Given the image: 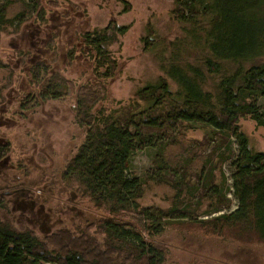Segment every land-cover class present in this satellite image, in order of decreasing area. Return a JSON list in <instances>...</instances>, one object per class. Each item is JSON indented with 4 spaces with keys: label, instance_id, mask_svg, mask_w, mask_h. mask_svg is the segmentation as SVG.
<instances>
[{
    "label": "trees",
    "instance_id": "obj_1",
    "mask_svg": "<svg viewBox=\"0 0 264 264\" xmlns=\"http://www.w3.org/2000/svg\"><path fill=\"white\" fill-rule=\"evenodd\" d=\"M122 1L129 11V1ZM43 3L0 0V39L2 32L11 27L18 31L33 15L34 21L46 24ZM16 5L20 10L10 15ZM173 15L193 26L191 40L174 42L169 56L161 52L165 75L139 87L137 104L122 112L98 105L107 100V80L118 69L112 46L128 26L110 21L84 33L98 79L79 87L76 117L86 134L63 178L105 214L91 224L93 232L77 225L45 237L0 219V264H166L168 257L154 239L183 224L197 225L207 234L233 233L264 243V150L252 147L241 123L250 118L264 127V0H174ZM144 42L146 49L157 44L151 36ZM186 42L203 48L193 60L184 57ZM50 48L57 49L53 42ZM74 53L71 49L69 56ZM0 68H9L1 55ZM30 75L35 87L30 100L37 104L62 99L75 89L42 60L32 65ZM194 124L204 129L203 140L183 147V161L171 160L169 150L180 141L170 131ZM147 147L156 148L154 166L139 175L129 163ZM9 149V143L1 145L0 154ZM229 160L235 207L224 170ZM151 183L171 188L169 207L142 203Z\"/></svg>",
    "mask_w": 264,
    "mask_h": 264
},
{
    "label": "rangeland",
    "instance_id": "obj_2",
    "mask_svg": "<svg viewBox=\"0 0 264 264\" xmlns=\"http://www.w3.org/2000/svg\"><path fill=\"white\" fill-rule=\"evenodd\" d=\"M57 1L59 5L52 4L53 0H43L48 10L46 24L34 21L33 15L18 31L11 27L2 32L0 39L1 58L9 65V68H0V88L4 87V96H0V146L10 145V152L0 154V200L5 201L0 202V219H8L17 228H31L41 237L59 228L77 225L93 232L91 224L105 214L63 178L68 161L86 134V127L80 126L76 117L79 87L98 79L94 60L87 56L89 46L83 43L84 33L110 21L128 26L127 32L112 46L118 69L107 80V100L98 105L121 108L122 112L137 104L134 95L139 87L165 75L162 53L169 56L168 50L174 48V42L191 40L193 28L175 18L174 0H128L129 11H124L122 0ZM19 10L20 6L16 5L10 15ZM146 36L154 38L156 47L145 48ZM51 42L56 50L50 48ZM199 45L186 42L184 57L193 60L203 49ZM71 49H75L73 58L69 56ZM40 60L70 79L75 85L74 91L62 99L40 104L30 100V91L35 88L30 84V68ZM169 82L173 89L177 88L174 81ZM261 104L264 106V99ZM241 123L252 147L264 150V127L250 118ZM188 126L170 131L180 141L169 150V157L175 162L180 158L183 161L184 146L190 147L204 138L201 125ZM212 148L213 145L208 147L207 152ZM235 149L236 155V144ZM155 152V147L137 152L129 163L131 171L139 175L151 171ZM224 170L235 207L231 160L224 164ZM172 201L171 188L154 183L146 187L142 199L144 205L162 207H169ZM230 234H207L197 225L183 224L155 238L154 242L165 251L166 264H264V243L257 238L248 242L244 237Z\"/></svg>",
    "mask_w": 264,
    "mask_h": 264
}]
</instances>
